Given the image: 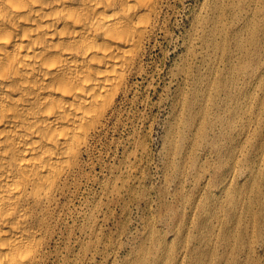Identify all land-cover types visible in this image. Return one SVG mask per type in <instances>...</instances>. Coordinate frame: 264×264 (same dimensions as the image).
Wrapping results in <instances>:
<instances>
[{"label":"rangeland","instance_id":"374dc122","mask_svg":"<svg viewBox=\"0 0 264 264\" xmlns=\"http://www.w3.org/2000/svg\"><path fill=\"white\" fill-rule=\"evenodd\" d=\"M139 65L46 264H264V0H167Z\"/></svg>","mask_w":264,"mask_h":264},{"label":"bare ground","instance_id":"6f19581e","mask_svg":"<svg viewBox=\"0 0 264 264\" xmlns=\"http://www.w3.org/2000/svg\"><path fill=\"white\" fill-rule=\"evenodd\" d=\"M166 1L0 0V264H46L71 180Z\"/></svg>","mask_w":264,"mask_h":264}]
</instances>
